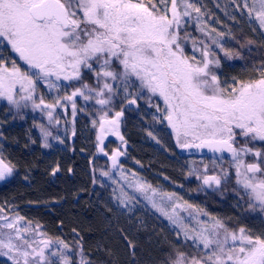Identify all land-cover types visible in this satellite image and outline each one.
Here are the masks:
<instances>
[{
  "label": "snow or ice",
  "instance_id": "snow-or-ice-1",
  "mask_svg": "<svg viewBox=\"0 0 264 264\" xmlns=\"http://www.w3.org/2000/svg\"><path fill=\"white\" fill-rule=\"evenodd\" d=\"M189 10L200 12L190 0H170V6L169 0H0V45L6 42L26 66L22 70L15 59L11 67L0 60V97L19 105L16 96L20 94V100L32 101L35 108L53 109L56 105L45 104L42 96L36 103L38 82L53 87V77L79 81L85 69L94 74L96 87L83 83L66 100L76 96L88 100L91 97L82 90L88 89L95 93L97 104L107 106L117 91L112 82L118 80L128 95H132L128 91L132 86L139 90L137 95L146 90L162 100L164 107L157 105V111L172 129L176 143L182 148L231 153L237 185L253 202L250 207L264 209V151L254 150L255 142H264V72L258 79L222 87L212 67L219 60L209 46L186 32L181 36ZM256 16L264 27V0ZM188 39L193 40L192 55L183 47ZM128 102L135 104L136 100ZM122 114L116 112L109 120L105 112L101 131L105 124L118 127ZM248 155L255 159L246 162ZM112 159L115 165L116 157ZM12 171L0 159V180ZM211 182L219 185L221 178L205 175L203 183ZM167 196L172 199L174 194ZM202 212L189 213L197 225L191 228L179 217L163 213L181 229L185 241H192L196 254L176 249L162 264H264V235L254 236L243 227L231 230L218 219L202 221L198 218ZM23 220L0 216V248L16 253L14 264H54L46 255L52 241L43 238L39 226L22 225ZM29 234L38 239H29ZM57 243L69 247L63 241ZM50 256L71 264L59 249Z\"/></svg>",
  "mask_w": 264,
  "mask_h": 264
},
{
  "label": "rangeland",
  "instance_id": "rangeland-1",
  "mask_svg": "<svg viewBox=\"0 0 264 264\" xmlns=\"http://www.w3.org/2000/svg\"><path fill=\"white\" fill-rule=\"evenodd\" d=\"M190 2L199 8L200 12L189 10L190 17L184 18V22L188 26L195 28L192 33H189V36L195 38L197 42L203 41L204 44H207L211 53L214 54V58L219 60V65L212 67L221 86L229 87L238 81L248 82L246 75L261 74V71L257 69L240 72L226 68L229 63L226 57L229 54L228 42L232 27L242 28L252 36L264 41V27H261L256 16L257 11L260 10V0H190ZM183 47L186 54L192 55L193 40L184 41ZM11 53L13 52L10 46H6V42L5 45H0V60H8ZM195 54L197 57L200 55L199 51ZM21 64L23 65V62ZM51 83L54 85L53 87H49L47 82L39 81L34 99L36 103H39L42 96L45 104L56 105L53 109L43 106L35 108L32 101L20 100V94H17L16 99L19 100V105H10L6 122L13 119V111L16 112L17 121L20 116L24 119L22 123H19L20 125L17 123L12 125L10 135H14L15 132L16 135L25 137L28 143L38 146L40 152L46 154L45 161L51 176L60 178L72 176L75 168L81 173L80 176H85V174L92 176L93 181L102 191L95 197L94 202L102 215L104 227H106L104 233L116 237L117 241L123 236L122 233L138 239H146L143 250L147 253V263L156 264L162 256L163 244L171 246L192 244L191 240L185 241L181 229L173 224L163 214L164 212L179 217L185 225L191 228L197 225L189 213L195 214L196 209H201L203 212L198 217L200 220L211 223L213 219H218L228 226L224 219L225 215L215 214L201 204L194 197L184 179L192 176L203 179L205 175L224 178L227 174L226 167L235 172L231 154H207L203 148L180 147L176 143L175 135L167 121L163 120L161 112L157 111V105L163 109V102L158 99L156 104L150 103L154 96L146 90L142 96L137 95L139 90L135 86L129 88L128 91L132 95H128L124 91L123 83L119 80L112 82L117 91L113 95L111 103L105 106L106 109L100 108L101 111L90 114L89 118L86 117L87 119L80 121L78 111L81 110L85 114L89 106L97 104L95 93L83 90L85 95L91 98L85 100L83 96H76L74 103L77 116L74 120L72 117H69L70 120H66L69 116L66 110L73 101L66 100L65 97L74 91L70 86L74 85L75 89L79 88L75 84L80 83V80H56L53 77ZM131 99H135L136 103L130 104L128 101ZM125 108L130 110L127 121H120L118 128L112 130L111 133L105 129L101 131L100 119L105 112L108 113L107 118L111 120L116 111ZM50 111L51 117L48 115ZM7 123L10 125L9 122ZM11 123H14V119ZM99 132L101 136H99ZM114 135L120 137L117 142H111L105 138ZM8 141L10 140L8 139ZM259 143L264 144V142H255L254 150ZM72 148H79V151L75 152V157ZM3 152L1 148L0 159L13 166L12 160H15V155H4ZM117 153L121 154V158L114 165L112 158ZM251 158V155L244 157L246 162H252ZM10 176H7L6 179H9ZM234 176L236 194L234 195L233 211L236 219L246 225V230L250 231L252 235H264V209L259 206L250 207V203L253 202L250 201L242 186L237 185L235 173ZM79 182L73 189H82ZM203 185L205 184L203 183ZM210 185H215V183L211 182L205 186ZM167 194H174V196L172 199H168ZM48 198L50 195H44V200ZM56 202L58 201H53L47 206ZM154 204L156 207L153 206ZM176 205H181V207H176ZM187 205L194 207L187 208ZM0 210H2L0 216H6L10 220L17 216L23 217L22 225L30 224L31 229L37 228L15 207L0 206ZM203 213H207V215H203ZM243 216H247L245 218L248 221L245 223ZM230 229L238 230L239 228ZM38 230L43 233V238L52 241L51 247L46 250V255H49L54 264H61L59 256H50V253L57 249L72 261L73 255L69 247L64 249L57 243L58 241L66 243L64 240L52 238L43 228L39 227ZM3 231L6 232L7 229ZM28 238L38 239L31 234ZM120 244L124 246L122 242ZM132 244V242L126 243L127 249L130 246L128 249L130 253L135 251ZM126 252L128 253L127 250ZM149 253L153 256H149ZM156 256H158L157 259ZM14 258L18 259L14 251L10 252L6 248H0V264H14Z\"/></svg>",
  "mask_w": 264,
  "mask_h": 264
},
{
  "label": "trees",
  "instance_id": "trees-1",
  "mask_svg": "<svg viewBox=\"0 0 264 264\" xmlns=\"http://www.w3.org/2000/svg\"><path fill=\"white\" fill-rule=\"evenodd\" d=\"M152 2H156V0H152ZM194 29L193 26H188L185 22L182 23L181 36L183 37L185 32L192 33ZM228 44L229 54L226 59L229 63L226 68L233 69V71L239 70L240 72L247 69H257L261 73L264 72L263 40L252 36L242 28L234 26L230 29ZM260 76L261 74L246 75V79L250 81L258 79ZM83 83L89 84L90 87H96L94 74L86 69L83 70L80 83L75 85L80 88ZM70 88L75 90L74 85ZM158 99L154 96L151 98L150 103L156 104ZM100 108L106 109L105 106L96 104V106H89L85 114L81 110L78 111L80 121L87 119L86 117L89 118L90 114L101 111ZM116 112L123 113L121 122L129 119L130 110L128 108ZM76 116V112L73 114L70 111L66 120H70L69 117L74 120ZM19 118V121L16 118L14 123H22L24 117L20 116ZM5 135L3 136L5 137ZM99 136H101L100 132ZM9 140L15 144V160H12L13 171L10 178L0 183V206L15 207L34 225L48 232L52 238L64 240L72 252L73 259L71 263L73 264H80L81 260L85 264H148L147 253L143 250L146 239H138L122 233L123 236L117 241L116 237L104 233L106 227H104L102 215L94 202L95 197L102 191L95 184L90 174L86 176L84 173L85 176H80L81 173L75 168L72 176L68 175L61 178L51 176L45 161L46 154L41 153L38 146L28 143L25 137L19 135H17V138L10 136ZM4 141L5 144L10 142L8 139ZM74 144L77 145L76 142ZM257 145H255V150L264 151L263 143ZM69 148L71 149V147ZM72 150L75 157V152L79 151V148H72ZM251 159L253 161L255 158L252 156ZM225 170L227 178L225 176L221 178L219 185L215 184L207 187L203 185V179L197 176L188 177L184 180L192 190L194 197L201 204L215 214L225 215L224 219L230 228H245L246 225L238 222L233 211L234 195L236 194L235 172L229 167H226ZM79 176L81 178L80 182L78 181ZM78 182L82 189H73ZM70 183L73 191L68 188ZM57 193L58 196L55 197ZM46 194L50 195V198L44 200ZM53 201L58 202L47 206ZM245 217L243 216L244 223L248 221ZM120 242L124 244L126 249ZM131 242L135 250L133 253L129 252L130 246L127 249L128 246L126 245V243ZM163 245L162 256L156 264H162L166 256L176 249L196 254V249L191 243L178 246ZM148 255L151 256L152 254L149 253ZM157 258L158 256H156Z\"/></svg>",
  "mask_w": 264,
  "mask_h": 264
},
{
  "label": "flooded vegetation",
  "instance_id": "flooded-vegetation-1",
  "mask_svg": "<svg viewBox=\"0 0 264 264\" xmlns=\"http://www.w3.org/2000/svg\"><path fill=\"white\" fill-rule=\"evenodd\" d=\"M14 59L17 61V63L21 66V68L23 70L26 68V66H23L21 64L22 61H19L18 57L16 55H14L13 53H11L9 55L8 60L4 61V63L7 64L9 67H11L12 60H14ZM74 98H73V102H74ZM73 102L70 103V106L68 107V110H66V112L67 111H68V113H70V111H72L73 113L76 112V106H75V110L73 109ZM10 105L11 104L7 101V99L0 97V156H1V148L4 151L3 152L4 155H12V156L15 155V144L11 141L9 142V144H5V141H4V140L9 139V137L11 136L10 135L12 132L11 127H12V125L15 124V123L12 124L11 122L13 119L15 120L17 118V116L15 115L16 112L13 111L14 112V117H12L13 119L7 121V122H9L10 125H8V123L6 122V120H7L6 115L8 114V111L10 110ZM108 131L111 133V130H108ZM3 135H5V137ZM13 136L15 138H17V135L15 134V132H14V135H12V137ZM105 138L111 142H114V141L117 142L120 139L119 136H111V137L107 136ZM115 157H116V154H115ZM120 158H121V156H120ZM120 158H117V160H119ZM112 163H113V159H112ZM6 178L4 180H0V183L7 180Z\"/></svg>",
  "mask_w": 264,
  "mask_h": 264
},
{
  "label": "water",
  "instance_id": "water-1",
  "mask_svg": "<svg viewBox=\"0 0 264 264\" xmlns=\"http://www.w3.org/2000/svg\"><path fill=\"white\" fill-rule=\"evenodd\" d=\"M121 120V117L119 118V121ZM118 125H119V123H118ZM118 127H113L112 125H108V124H105V126H104V129L105 130H114V129H117ZM114 136H117V135H114ZM203 151L205 152V153H207V154H221V155H229V154H231V153H229V152H227V151H224V152H213V151H211V150H209L208 148H203ZM118 154V155H117ZM116 154V162L118 161L117 160V158H120V156H121V154H119V153H117Z\"/></svg>",
  "mask_w": 264,
  "mask_h": 264
}]
</instances>
